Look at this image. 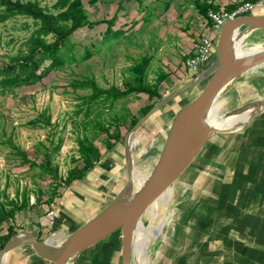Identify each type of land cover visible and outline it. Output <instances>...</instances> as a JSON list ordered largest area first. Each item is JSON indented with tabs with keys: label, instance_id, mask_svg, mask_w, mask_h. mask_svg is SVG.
<instances>
[{
	"label": "rangeland",
	"instance_id": "1",
	"mask_svg": "<svg viewBox=\"0 0 264 264\" xmlns=\"http://www.w3.org/2000/svg\"><path fill=\"white\" fill-rule=\"evenodd\" d=\"M38 1L42 6L56 11L54 4L57 0ZM83 2L90 20L111 17L117 10L113 0ZM162 5L160 1L144 0L142 6L135 2L127 13L125 9L119 10L115 27L139 19L134 31L127 38L105 42L103 40L107 28L105 22L79 28L67 41L63 48L64 53L80 57L87 48H90L94 52L92 57L85 61L68 62L53 70L35 85L18 87L14 92L0 94V192L5 193L8 199L16 197L20 199L24 193H28L30 198L37 199L40 196L45 199L50 196L53 179L50 174L39 171L37 165L29 169V163L22 162L23 157L18 149L11 144L2 143L10 138L37 164L44 162L46 153L52 152L51 167L52 169L57 167L59 176L65 178L74 165L82 163L79 147L84 137H88L103 153L109 154L108 158L114 160L111 164L106 161L108 165L104 164L103 167L108 169L112 181L113 176H116L118 181L121 180L119 189L125 187V190L133 177L127 196L137 191L151 174L161 155L174 115L185 102L196 97L207 83V79L201 81L187 91L186 100L180 102L181 97L180 101L172 99L155 112V115L146 119L144 125L131 136L129 156L125 157L126 136L133 127L128 129L131 120L143 116L144 106L153 102L156 104L187 82L178 80L183 79L182 76L186 75L185 70L187 71L183 62L184 53L176 48V43H170V38H166L167 34L175 35L176 25L168 21L167 14H162L164 6ZM149 13L152 14L151 19L144 21L142 17ZM36 27L34 20L28 16H17L0 23V65L10 62L26 48V42ZM258 31L245 38L237 33L236 40L242 41L244 38L241 43L244 50L261 48L264 46V29ZM48 39L53 40L51 35ZM146 56L151 57L147 71L148 81L152 82L161 68L171 75V79L160 87L161 98L152 101L148 94L140 93L118 100L114 104L110 101L105 104L93 103L90 105V113L87 114L86 98L91 94L92 88L73 87L70 85L71 82L91 78L101 88L115 86L124 89L126 82L134 75L132 66ZM190 77L187 76L184 80ZM263 97L264 65H261L230 83L217 97L215 103L219 105L220 116L226 117L232 116L227 113L238 108L248 106L245 109L247 110L251 104ZM46 118H50L49 123L45 121ZM37 119L41 120L37 125L29 123ZM109 135L113 138L116 135L120 136V140L112 149H108L107 146ZM230 135V132H215L210 136L207 145L214 147L217 143L221 146ZM117 150L121 151L119 160L113 157ZM214 168L215 165H207L198 157L191 168L189 167L172 187L166 190L168 196L160 199L163 204L157 206L155 216L151 210L155 207V202L150 205L135 232L131 264H154L155 260L162 259L167 250L164 249V245L168 243L170 231L168 224H164L163 227H159L158 224L175 215L178 202L186 199L191 201L194 196L200 195L201 185L205 178H208L209 170L213 173ZM6 230L7 223L1 226L2 232ZM61 235L60 230H57L56 234L49 235V238L56 241ZM121 261V231L117 230L102 245L84 253L72 264H121Z\"/></svg>",
	"mask_w": 264,
	"mask_h": 264
},
{
	"label": "crops",
	"instance_id": "2",
	"mask_svg": "<svg viewBox=\"0 0 264 264\" xmlns=\"http://www.w3.org/2000/svg\"><path fill=\"white\" fill-rule=\"evenodd\" d=\"M156 1L162 2V14H167L168 21L176 25L175 35L167 34L166 38L171 39V44L176 43V48L184 53L185 65V60L194 53L197 38L210 36L217 42L219 31L213 29L209 12L233 10L245 0H172L167 8L165 3L169 0ZM252 14H264V8ZM258 30H253L251 34H256ZM215 60L216 47L210 65ZM208 65L197 73L185 66L186 75L182 76L183 79L178 77V80L189 82ZM170 76L169 74L163 83H167L171 79ZM187 76L191 77L184 80ZM187 91L189 90L173 100H179L181 97L182 100L179 101L183 102L188 95H185ZM191 100L185 102L182 107ZM247 121L242 124L244 127L230 132V137L221 146L217 143L214 147L208 146V140L196 157L195 160L199 157L205 164L215 165V168L213 173L209 170L208 178H205L201 185L200 195L194 196L191 201L186 199L178 202L175 215L158 224L159 227L168 224L170 234L167 245H164V249H167L165 254L162 259L155 260L154 264H264V110L246 125ZM143 125L144 123L141 127ZM233 126L235 124L228 128ZM114 153V159L116 157L119 160L121 151ZM108 157L109 154L103 153L102 159L84 178L60 187L58 195L50 204L46 201L50 196L43 198L39 203L37 199L30 198L28 206L20 210L13 220L17 232L28 230L36 233L40 239L53 240L49 235H55L56 231L60 230L62 235L54 241L62 243L74 230L95 216L122 189H119L121 180L118 181V178L113 176L112 181L108 169L103 167L107 164L106 161L108 164L114 162ZM164 193L151 209L153 216L156 215L157 206L163 204L160 199L168 196L166 191ZM50 210L55 211L52 220ZM6 232L7 230L3 231ZM112 234L82 251L69 264L76 262L84 253L98 248ZM4 264L50 262L40 257L31 245L25 244L11 250L4 258Z\"/></svg>",
	"mask_w": 264,
	"mask_h": 264
},
{
	"label": "water",
	"instance_id": "3",
	"mask_svg": "<svg viewBox=\"0 0 264 264\" xmlns=\"http://www.w3.org/2000/svg\"><path fill=\"white\" fill-rule=\"evenodd\" d=\"M255 29H264V14H246L227 20L217 35L215 62L192 80L157 102L130 129L126 136L127 158L130 138L146 119L184 91L207 79V83L200 93L175 115L158 162L137 191L127 196L133 182L132 177L125 190V187L121 189L103 209L74 230L62 243L40 239L36 233L28 230L16 232L0 248V264H4V258L11 250L25 244L31 245L36 253L48 260L50 264H69L82 251L117 230L121 231L122 264H131L135 232L145 210L172 187L191 166L210 136L215 132L234 131L210 129L206 124L205 115L230 83L264 64V50L250 52L252 54L239 58L232 57L233 34L238 33L245 38ZM251 105H256L259 108L252 114L246 125L256 114L264 110V97ZM247 107L238 108L227 115L240 113Z\"/></svg>",
	"mask_w": 264,
	"mask_h": 264
},
{
	"label": "trees",
	"instance_id": "4",
	"mask_svg": "<svg viewBox=\"0 0 264 264\" xmlns=\"http://www.w3.org/2000/svg\"><path fill=\"white\" fill-rule=\"evenodd\" d=\"M92 3L98 0H90ZM117 5V10L113 16L104 17L98 20H90L87 10L84 6L83 0H57L54 4L56 11H52L46 6H42L38 0H0V23H4L9 19L17 16H28L32 18L37 25L26 42V48L21 50L18 55L13 57L10 62L0 65V94L6 92H14L16 88L22 86H32L42 81L56 68L68 62L85 61L93 56L94 52L87 48L80 57L75 55H66L63 48L71 35L79 28L89 25L93 26L96 23L105 22L107 28L104 31L103 40L109 41L111 39H121L122 37H129L130 33L134 31V27L139 23V19L124 22L119 27H115L119 18V10H131L133 4L138 1L139 5L144 4V0H113ZM246 1V0H245ZM172 2L169 0L165 3V8ZM151 13L143 16L144 21L151 19ZM51 35L53 40H49ZM68 57V58H66ZM151 57L146 56L142 58L141 62L132 66L131 70L134 75L129 79L124 89L111 86L108 89L101 88L97 85L94 79H85L71 82L73 87H91L92 92L86 98L87 114L90 113V105L105 104L110 101L113 104L118 100H123L129 96L140 93L148 94L150 99L155 100L162 97L159 91L160 85L166 80L169 73L163 69H159L156 78L150 82L147 79V71L150 67ZM155 102L143 107L142 115L148 112ZM139 118H133L130 129L136 124ZM47 123L50 118H46ZM41 120H32L29 123L37 125ZM120 140V136L116 135L114 138L109 135L107 142L108 149H112L114 145ZM2 143H8L18 149L22 155L23 163H29V169L39 166V171L50 174L53 179L51 182V194L47 203H51L56 195H58L59 188L68 186L73 181L84 178L88 172L102 159L103 153L92 140L84 137L80 144V153L82 163L74 165L68 172L65 178L59 176L57 167H51V158L53 153H46L45 160L37 164L34 160L27 156L18 146H16L12 139ZM59 146L56 148L58 149ZM56 148L54 150H56ZM44 196V195H43ZM43 197L37 198V203L41 202ZM30 202L28 193H24L20 199L10 198L3 192H0V248L5 242L17 232L13 220L16 214L27 207ZM7 223V232L1 231V226Z\"/></svg>",
	"mask_w": 264,
	"mask_h": 264
},
{
	"label": "built area",
	"instance_id": "5",
	"mask_svg": "<svg viewBox=\"0 0 264 264\" xmlns=\"http://www.w3.org/2000/svg\"><path fill=\"white\" fill-rule=\"evenodd\" d=\"M262 8H264V0H246L239 3L233 10L210 11L209 16L213 22V29L219 31L227 20L241 15L252 14L255 10ZM215 47V38L200 36L194 43L193 55L185 60V66L194 73L200 72L202 68L210 63ZM54 214V210L49 211L51 220Z\"/></svg>",
	"mask_w": 264,
	"mask_h": 264
},
{
	"label": "bare ground",
	"instance_id": "6",
	"mask_svg": "<svg viewBox=\"0 0 264 264\" xmlns=\"http://www.w3.org/2000/svg\"><path fill=\"white\" fill-rule=\"evenodd\" d=\"M236 35H237V33L233 34V36H232V47H231L232 57L239 58V57L244 56V55H250L253 52H259V51L264 50V47H262L260 49L258 47H254L252 49L244 50L243 47L241 46V41L236 40ZM250 52H252V53H250ZM218 108H219V105H217L216 103H213L211 105L210 109L208 110V112L205 115L206 124L208 125V127L210 129L223 131V130H238V128H240L242 126V124L245 121H247L252 116V114L258 110L259 107L256 105L255 106L252 105L250 108L245 110L243 112V114H241V115L237 114V115L226 116V117L220 116V114L218 113ZM234 124H235V126L228 128ZM157 202H158V200H156L154 204L156 205ZM163 222H165V221H163ZM163 222H161V223H163Z\"/></svg>",
	"mask_w": 264,
	"mask_h": 264
}]
</instances>
